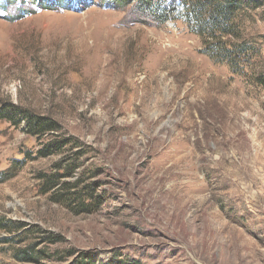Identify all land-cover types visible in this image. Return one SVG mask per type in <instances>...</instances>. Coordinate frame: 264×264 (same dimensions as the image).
<instances>
[{"label": "rangeland", "instance_id": "1", "mask_svg": "<svg viewBox=\"0 0 264 264\" xmlns=\"http://www.w3.org/2000/svg\"><path fill=\"white\" fill-rule=\"evenodd\" d=\"M136 8L0 0V104L68 142L42 158L46 138L0 120V264H264V1L237 12L238 74L184 23ZM71 154L63 181L94 190L88 213L41 186Z\"/></svg>", "mask_w": 264, "mask_h": 264}, {"label": "trees", "instance_id": "2", "mask_svg": "<svg viewBox=\"0 0 264 264\" xmlns=\"http://www.w3.org/2000/svg\"><path fill=\"white\" fill-rule=\"evenodd\" d=\"M120 7L136 2V9L140 14L158 22H182L191 33L200 38L203 44V53L215 63L226 64L233 72L238 74L246 69L245 63L250 58L246 44L235 34L238 11L243 7L258 8L264 0H108ZM145 18V17H144ZM236 41V43H234ZM256 83L264 88V75L255 77ZM7 120L13 126H24L27 135L41 140L48 138L59 131L57 124L49 118L39 116L26 109L15 107L12 104H0V120ZM68 145L66 140H46L42 149L37 151L42 158L62 152ZM79 157V156H78ZM71 159L65 164L61 162L54 165L55 172L41 174V186L51 191L61 188L65 191L60 195L62 203L76 207L78 212L88 213L92 210L94 190L91 187H82L75 191L76 186L63 179L71 177L76 170L77 157L71 154ZM63 165H65L63 167ZM62 173H59L60 170ZM71 172V174H69ZM87 192L89 200L80 201L82 194ZM86 197V196H85ZM76 198V200H74ZM89 201V202H88ZM91 201V202H90ZM93 201V202H92ZM87 202V204H86ZM7 225H0L5 228ZM51 241V237L44 238ZM54 241V240H53ZM56 243V241L54 242ZM68 257H71L69 255ZM14 258L20 262H35L34 256L26 251H18ZM96 255L89 253L81 255L74 264H96ZM137 263V262H136ZM111 264H124L113 258Z\"/></svg>", "mask_w": 264, "mask_h": 264}, {"label": "bare ground", "instance_id": "3", "mask_svg": "<svg viewBox=\"0 0 264 264\" xmlns=\"http://www.w3.org/2000/svg\"><path fill=\"white\" fill-rule=\"evenodd\" d=\"M163 54V53H162ZM163 56V55H162ZM234 168V167H233ZM234 183V182H233ZM237 191V190H236ZM168 208V207H167ZM177 209V208H176ZM182 213V212H181ZM182 215V214H181ZM188 225V224H187ZM185 227V226H184ZM210 243V242H209Z\"/></svg>", "mask_w": 264, "mask_h": 264}]
</instances>
